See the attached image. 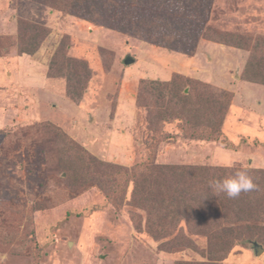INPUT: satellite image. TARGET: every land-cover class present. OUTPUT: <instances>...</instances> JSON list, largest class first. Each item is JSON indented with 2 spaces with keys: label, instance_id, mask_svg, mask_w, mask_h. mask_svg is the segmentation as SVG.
I'll list each match as a JSON object with an SVG mask.
<instances>
[{
  "label": "rangeland",
  "instance_id": "obj_1",
  "mask_svg": "<svg viewBox=\"0 0 264 264\" xmlns=\"http://www.w3.org/2000/svg\"><path fill=\"white\" fill-rule=\"evenodd\" d=\"M158 7L207 36L169 48L37 0H0V264H264V0ZM142 81L161 84L140 92ZM162 114L170 121L153 123ZM148 163L246 169L257 189L220 193L230 213L207 215L205 235L184 212L190 200L161 220L135 204L132 181L101 178ZM170 172L157 199L179 193Z\"/></svg>",
  "mask_w": 264,
  "mask_h": 264
},
{
  "label": "trees",
  "instance_id": "obj_2",
  "mask_svg": "<svg viewBox=\"0 0 264 264\" xmlns=\"http://www.w3.org/2000/svg\"><path fill=\"white\" fill-rule=\"evenodd\" d=\"M42 3H45L53 8H58L65 11L71 15L82 18L84 20L93 21L96 23L104 24L110 26L119 31L130 34L131 36L140 37L152 43L163 45L169 48H175L174 43L179 41V39L184 42H192L195 39L206 37L207 32H203L201 27L196 24L194 20H190L189 26H181L173 24V17L169 14L167 17L161 18L158 6H160L161 12L165 11V5L170 3L172 0H37ZM180 1V0H179ZM167 3V4H166ZM158 7V8H157ZM160 13V14H159ZM186 23H188V17L185 18ZM156 20H159L156 21ZM188 21V22H187ZM227 34V33H225ZM228 35V34H227ZM232 39L237 37L236 35L230 34ZM231 39V40H232ZM39 38L37 34H30L28 37L24 36L22 39V46L19 47V51L22 54H30L32 50L37 45ZM229 41V40H224ZM231 42V41H229ZM232 43V42H231ZM230 43V44H231ZM177 48V47H176ZM0 53H1V44H0ZM1 55V54H0ZM79 64H81L79 62ZM84 70L88 72L87 67ZM83 69V68H82ZM77 76V75H75ZM79 80V79H77ZM161 84L156 81H142L140 86V92L145 91L147 85ZM152 87V86H151ZM70 92V91H69ZM69 95L73 97L72 94ZM181 97L188 96L183 92H180ZM206 94V99H203L204 102L211 103L216 100L213 99L215 95L212 94L211 98ZM79 93L77 94V98ZM219 96V95H217ZM179 98V96H178ZM184 103V102H183ZM161 115L157 121H154L156 125L170 121V117ZM175 119H180L175 117ZM161 121V122H160ZM160 122V123H159ZM51 125V124H49ZM53 126V125H52ZM208 130L210 127H206ZM205 128V130H206ZM153 132L156 130L153 129ZM209 135L212 130L206 131ZM198 134V133H196ZM159 137L155 136L150 147H152L149 152H154V145L157 146L160 140ZM170 169H173V174L178 173L173 176V181H176L177 186H181L178 190L179 193L176 195L167 196L163 199H157L155 196L154 187L158 184H166V181H169V175L171 174ZM176 169V170H175ZM117 173V172H116ZM115 173V175H116ZM113 175H107V179L104 175L101 178L108 181L110 184L126 187L130 181L133 183L131 198L136 205L143 207L147 210L148 214H156L160 216L161 220L169 217L171 214L175 216L174 213H179L181 210L178 208L182 202L190 200L184 212L192 214V219L194 218L197 223V226H202L201 231L206 235H210L212 230L215 228L210 225L207 219V215L210 217L215 216L225 217L230 212L226 203L223 202L221 194L214 192L213 188L210 187V182L221 180L222 178H228L227 176H233V170L223 169L222 167L211 168V167H165L160 168L157 165L146 164L138 169L131 170V173H128L127 170L120 171L116 181L112 179ZM153 179V183L151 181ZM159 179L162 181H159ZM185 179V180H184ZM97 180V179H96ZM113 180V182H112ZM118 180V181H117ZM175 183V182H174ZM153 184V185H152ZM125 190V191H126ZM190 221V223L194 221ZM188 221V223H189ZM161 225V224H158ZM166 225V224H163ZM162 225V226H163ZM175 228H173L174 230ZM170 230V229H168ZM235 244H232L233 247Z\"/></svg>",
  "mask_w": 264,
  "mask_h": 264
},
{
  "label": "clouds",
  "instance_id": "obj_3",
  "mask_svg": "<svg viewBox=\"0 0 264 264\" xmlns=\"http://www.w3.org/2000/svg\"><path fill=\"white\" fill-rule=\"evenodd\" d=\"M210 187L217 194L224 193L230 199L238 198L241 193H248L257 189V185L246 169L235 172L229 178L212 181Z\"/></svg>",
  "mask_w": 264,
  "mask_h": 264
},
{
  "label": "water",
  "instance_id": "obj_4",
  "mask_svg": "<svg viewBox=\"0 0 264 264\" xmlns=\"http://www.w3.org/2000/svg\"><path fill=\"white\" fill-rule=\"evenodd\" d=\"M128 61V60H126ZM253 251H254V254L257 255L260 251L263 250L262 246L256 242L253 243Z\"/></svg>",
  "mask_w": 264,
  "mask_h": 264
}]
</instances>
